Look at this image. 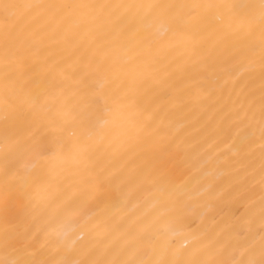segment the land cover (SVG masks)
I'll return each mask as SVG.
<instances>
[{"label": "bare ground", "instance_id": "bare-ground-1", "mask_svg": "<svg viewBox=\"0 0 264 264\" xmlns=\"http://www.w3.org/2000/svg\"><path fill=\"white\" fill-rule=\"evenodd\" d=\"M264 264V0H0V264Z\"/></svg>", "mask_w": 264, "mask_h": 264}, {"label": "snow or ice", "instance_id": "snow-or-ice-1", "mask_svg": "<svg viewBox=\"0 0 264 264\" xmlns=\"http://www.w3.org/2000/svg\"><path fill=\"white\" fill-rule=\"evenodd\" d=\"M192 264H195V262H192Z\"/></svg>", "mask_w": 264, "mask_h": 264}]
</instances>
